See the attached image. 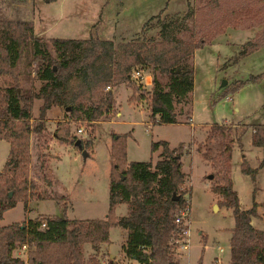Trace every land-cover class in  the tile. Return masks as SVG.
<instances>
[{
    "label": "rangeland",
    "instance_id": "374dc122",
    "mask_svg": "<svg viewBox=\"0 0 264 264\" xmlns=\"http://www.w3.org/2000/svg\"><path fill=\"white\" fill-rule=\"evenodd\" d=\"M0 19L31 21L33 33L44 39L89 36L110 39L114 58L123 49L136 45L144 49L159 40L180 38L197 42L203 38L194 48L193 57L190 56L194 82L191 108V91L183 101H174L178 122L151 120L148 100L139 95L151 85L140 86L130 79L139 88L137 92H133L125 82L105 86L112 93L114 108L96 121L88 124L71 121L58 105H53L50 112L46 111L45 120L49 115L51 121L44 120L47 131L41 132L43 136L51 137L56 123L64 120L71 138L67 143L72 147L60 143L45 151L41 140L36 144V135L31 132L28 176H33V172L38 170L41 177L36 182L42 188L46 185L45 179L53 177L63 188L57 185L50 198H27L30 199V207L26 206V201L23 204L22 201L15 202L3 212L1 223L21 222L41 212L64 214L68 218H103L107 210L108 173L112 164L108 149L111 133L125 134L126 161L154 162L160 157L157 154L160 145L151 149L150 144L165 140L168 146L181 145L182 185L188 188L184 195L189 210L188 245L184 248L180 241L170 239V250L179 264H197L198 261L199 264H229L228 235L233 224L231 208L217 203L221 197L211 189L216 181L213 175L207 177L208 173L212 174V167L209 161L203 160L196 146L203 149L204 138L213 123H209L211 120L228 126L231 138L232 128L235 134L252 131L254 123L264 120V0H0ZM32 60L29 52L25 51L16 69L19 89L36 90L40 85L33 70L35 60ZM135 65L152 72L149 64ZM14 82L11 75L0 74V90ZM40 102L38 98L32 99V118L37 115ZM189 114L191 125L186 122ZM200 121L208 122L198 126ZM232 123L236 125H229ZM77 127H82L85 133L77 132ZM198 136L200 139H195ZM75 138H80L79 146L74 144ZM210 144L212 147L215 145L212 140ZM7 149V141L1 138L0 169L6 160ZM53 154L57 157L50 160L47 167L46 163L40 165ZM231 157V176L238 194V205L250 206L251 188L256 186L249 174L240 171L236 155ZM255 182L257 189L253 197L254 201L260 200L255 201L256 215L259 212L260 219L264 217L261 205L264 200V170L258 172ZM117 205L114 208L116 212L125 206ZM182 225L187 226V222L183 220ZM125 238L126 234H122L120 227L110 226L107 248H90L84 244L83 256H98L99 264H132L121 248ZM25 251L26 245L18 246L12 254L25 258ZM109 253L116 260L105 263L102 259L106 254L111 258Z\"/></svg>",
    "mask_w": 264,
    "mask_h": 264
},
{
    "label": "trees",
    "instance_id": "16d2710c",
    "mask_svg": "<svg viewBox=\"0 0 264 264\" xmlns=\"http://www.w3.org/2000/svg\"><path fill=\"white\" fill-rule=\"evenodd\" d=\"M202 39L154 41L144 49L137 45L123 49L114 58L110 39H44L33 33L31 21L0 19V74L7 73L15 80L0 90V139L8 143L6 160L0 169V219L17 201L53 197L28 176L29 134L45 129V114L50 106H60L71 121H96L114 108L112 93L105 86L125 82L137 92L139 88L129 81L128 73L133 65L146 63L152 68L151 86L139 95L148 100L149 118L154 122H178L174 101H183L192 89L190 56ZM25 51L35 60L33 70L40 81L36 90L19 89L16 82V69ZM33 98L41 100L34 118ZM230 134L228 126L213 122L203 149L199 145L196 149L212 167L216 182L211 189L221 197L217 203L231 208L228 263L264 264V226L256 228L250 223L257 203L252 200L248 208H240L231 187ZM124 135H110L112 164L104 217L68 218L64 214L39 213L21 222L0 224V264H96L95 256H83V245L89 243L95 248L106 242L108 229L114 225L126 229L121 248L127 258L140 264H178L169 240L178 239L183 228L175 222V215L184 206L188 189L182 185L181 145L169 147L165 140L152 141L151 149L160 145L158 159L126 161ZM54 136L59 143L71 139L64 120L56 123ZM76 140L74 144L79 146L81 140L73 139ZM250 143L264 147V123H254ZM240 171L254 178L255 168L245 160L240 162ZM45 181L46 185L51 184L50 179ZM119 203L126 206L123 215L115 214ZM261 205L264 208V200ZM21 244L26 245L25 258L12 254Z\"/></svg>",
    "mask_w": 264,
    "mask_h": 264
},
{
    "label": "crops",
    "instance_id": "0c3cea01",
    "mask_svg": "<svg viewBox=\"0 0 264 264\" xmlns=\"http://www.w3.org/2000/svg\"><path fill=\"white\" fill-rule=\"evenodd\" d=\"M33 27H34V25H33ZM193 53H194V50H193V52H192V57H193ZM192 68H193V62H192ZM192 74H193V71H192ZM193 88H194V82H193V77H192V89H191V101H190V108H191V102H192V96H193V92H194V90H193ZM52 109H54V106L52 105V106H50L48 109H47V112H50ZM190 113H191V110H190ZM115 114H117L118 115V111H116L115 112ZM264 118V117H263ZM107 118H105V120H106ZM46 120L49 122V121H51V118H50V116L48 115L47 117H46ZM45 120V121H46ZM186 122H188L189 123V125H191L193 122H192V118H191V114H189V117H188V120H186ZM204 122H208V121H200V122H198V126H200V124H204ZM211 122H215V121H213V120H211V121H209V123H211ZM218 123H220L219 121H217ZM258 122H261V123H264V120H260V121H258ZM209 125V124H208ZM229 125H232V126H235L236 124H229ZM47 127V126H46ZM44 131V133L47 131H45V129L43 130ZM42 131V132H43ZM235 132V130L232 128V142H231V147H230V163H229V177H230V180H231V187H232V189L235 191V193H236V196H237V198H238V194H237V190L235 189V186H234V184H233V182H232V176H231V168H232V162H233V159H232V155L235 157V155H236V158H237V160L239 161V164H240V162L244 159V160H246L247 162H248V164H249V166L250 167H252V168H255V173H254V178H253V183L252 184H255V186H256V188L255 189H253V188H251V197H252V199H251V201L252 200H254V197H253V194H254V192H255V190L257 189V185H256V176H257V174H258V172H260V170H264V147H262V146H258V145H252L251 143H250V134H251V131L249 130V131H244V132H239L238 134H235L234 133ZM35 135H36V144H38L39 142L38 141H40L41 140V146L42 147H44V149L43 150H45L46 151V149L47 150H49L50 148L49 147H53V148H55L56 146L55 145H57V144H60V143H58L57 141H56V138H55V136H54V132H51V137H48V136H43V133H35ZM96 137V136H95ZM194 137V136H193ZM195 139H200V137L198 136V137H195ZM245 140V143H243V141ZM8 144V143H7ZM54 144V145H53ZM53 145V146H52ZM63 145V144H62ZM64 145H69V146H71L69 143H64ZM108 145H110V140H109V144ZM31 146H32V134H29V152H30V150H31ZM92 141H91V144H90V148L92 149ZM72 147V146H71ZM169 147H174V146H169ZM74 148V147H73ZM89 148V149H90ZM109 149V148H108ZM8 150V149H7ZM160 152V150L158 151V153ZM157 153V154H158ZM88 154V150H87V152L85 153V155H87ZM7 155V154H6ZM53 157L52 158H50V159H47L45 162L44 161H42L41 163H40V165H45V163H46V167L48 166V164H50V160H52V159H54V158H56L57 157V155H55V154H53L52 155ZM181 157H182V155H180V160H181ZM156 159V158H155ZM155 159H154V161H155ZM5 160V159H4ZM31 160V156H29V161ZM206 163H207V161L205 160V159H203ZM181 163H182V161H181ZM3 164H4V161H3ZM3 164H2V166H3ZM40 168H43V166H40ZM49 168L51 169V174H52V168L50 167V165H49ZM181 169H182V164H181ZM39 171H41V169H39ZM34 174H33V176H31L30 174H29V178H31L32 180H34V181H37V182H39L40 180H39V178L41 177V173H39L38 172V170H36L35 172H33ZM44 172L42 171V174H43ZM40 175V176H39ZM36 176H39V177H37L36 178ZM52 181H51V184H49V185H45L44 186V189H46L47 190V192H50L49 194H51L54 190H55V187L58 185V186H60V184L57 182V179L55 178V177H53L52 179H51ZM188 185H189V181H188ZM61 188H63L62 186H60ZM54 193V192H53ZM36 200H38V199H36ZM107 200H108V191H107ZM262 200V199H261ZM29 201H30V199H27L26 200V206H29L28 204H29ZM255 201H260V200H255ZM22 204L24 203V202H21ZM238 203H239V201H238ZM123 205H125L124 203H119L117 206H123ZM24 206V205H23ZM26 206H25V210H26ZM30 207V206H29ZM239 207L240 208H248L249 206H247V207H243V206H240V204H239ZM256 208H257V206H256ZM27 211V210H26ZM125 212H126V206H123V208L121 209V211H118V212H116L115 211V214L116 215H123V214H125ZM39 213V212H38ZM41 213H44V212H41ZM258 214L259 215H256V216H251L250 217V223H251V225L252 226H254V227H256V228H261V227H263L264 226V224L262 223V224H259L258 223V221H260V222H264V217L263 216H261V218L260 219H258L259 217L258 216H260V213L258 212ZM35 215V214H34ZM34 215H32V216H34ZM31 216V217H32ZM24 219H27V218H24ZM188 219H189V210H188ZM1 220H2V217H1V219H0V224L1 225H4V224H2L1 223ZM21 220V219H20ZM14 221H19V220H12L11 222H14ZM233 225V224H232ZM232 225L230 226V227H232ZM187 226H188V222H187ZM118 227H120V226H118ZM121 228V231H122V234H126V229L125 228H122V227H120ZM109 230V229H108ZM230 233H231V231H230V229H229V235H228V239H229V236H230ZM188 236H189V234H188ZM229 242V241H228ZM86 245H89V247L90 248H93V246H91L89 243H85ZM96 246H98V248H107V242H100V243H98ZM100 246V247H99ZM229 246V245H228ZM109 255L110 256H113V254L112 253H109ZM228 258H229V252H228ZM116 259H114V261H115ZM131 261V260H130ZM133 262V261H132ZM96 264H97V261H96ZM98 264H99V260H98ZM179 264V263H178Z\"/></svg>",
    "mask_w": 264,
    "mask_h": 264
},
{
    "label": "built area",
    "instance_id": "2783aa9c",
    "mask_svg": "<svg viewBox=\"0 0 264 264\" xmlns=\"http://www.w3.org/2000/svg\"><path fill=\"white\" fill-rule=\"evenodd\" d=\"M150 74H151L150 71H147L143 66L134 65L129 70V73H128L129 76L128 77L130 80H132L137 85L146 86V85L151 84V75ZM76 131L79 133H85V131L82 127H77ZM187 216H188V206H187V204L186 205L184 204V206H182L177 211V213L175 215V222H180L181 224H183V220L188 222ZM188 234H189L188 226H183V228L181 229V231L179 233V238L176 239L177 242L180 241L181 247H184V248L187 247V245H188ZM20 246L25 247V244H21ZM96 259L99 260L98 256ZM100 260H101V256H100ZM108 260L114 261V258H112V256L110 258L108 256V254H106L104 256V258L102 259V261H105V263H108ZM129 260L133 261L132 264H140L138 261H136L132 258H129Z\"/></svg>",
    "mask_w": 264,
    "mask_h": 264
},
{
    "label": "water",
    "instance_id": "95a60500",
    "mask_svg": "<svg viewBox=\"0 0 264 264\" xmlns=\"http://www.w3.org/2000/svg\"><path fill=\"white\" fill-rule=\"evenodd\" d=\"M222 82H223V81H221V83H222ZM76 142H77V140L75 141V143H76ZM211 176H212L211 173H208V174H207V177H208V178H210Z\"/></svg>",
    "mask_w": 264,
    "mask_h": 264
}]
</instances>
